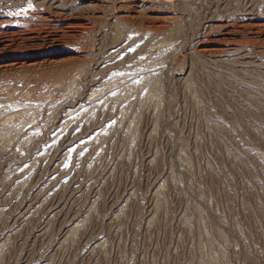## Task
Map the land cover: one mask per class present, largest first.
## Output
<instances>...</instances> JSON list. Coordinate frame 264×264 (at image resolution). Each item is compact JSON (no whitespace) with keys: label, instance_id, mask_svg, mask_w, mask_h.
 Returning <instances> with one entry per match:
<instances>
[{"label":"rangeland","instance_id":"374dc122","mask_svg":"<svg viewBox=\"0 0 264 264\" xmlns=\"http://www.w3.org/2000/svg\"><path fill=\"white\" fill-rule=\"evenodd\" d=\"M0 264H264V0H0Z\"/></svg>","mask_w":264,"mask_h":264}]
</instances>
